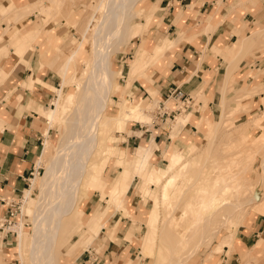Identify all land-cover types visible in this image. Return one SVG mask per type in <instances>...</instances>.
I'll list each match as a JSON object with an SVG mask.
<instances>
[{
	"label": "crops",
	"instance_id": "1",
	"mask_svg": "<svg viewBox=\"0 0 264 264\" xmlns=\"http://www.w3.org/2000/svg\"><path fill=\"white\" fill-rule=\"evenodd\" d=\"M38 2L44 3L45 1L0 0V8L9 5L19 8L30 7ZM59 3L57 1L56 5H53L52 12ZM144 4L149 5L148 12L154 7L156 11L152 16L139 19L135 28L136 36L133 30L131 32V38L135 36V39H140L131 63L140 59L141 55H137V50L141 48L144 37H146L145 44L159 45V48L168 39L175 43L172 51H166L168 53L165 54V52L162 59L164 54L159 55L155 63L145 67L151 68L149 73H145L142 78L132 82L135 76L137 77V74L145 69L140 68L136 75L130 77L132 84L126 93H134L135 96L127 101L133 105L136 104V108L138 107L140 111L141 96L149 94V98H154L150 92H156L157 99L161 100L159 103H166L170 92L178 89L191 99L189 108L184 113L189 117L188 122L178 129L179 132L175 137L170 130L160 131L152 136V131L148 127L144 129L139 126L142 130L132 129L133 134L136 132L141 134L128 137V145L136 143L140 145L141 142L146 141L153 148L154 161L158 162L164 158L167 162L168 172L162 182L156 181L159 179L156 173L161 168L154 167L153 161H150L145 173L149 183H153L151 185L158 183L154 206L149 214L147 213L146 216L143 214L138 218L139 211L144 204L140 197L133 195V181L136 177L140 179L136 190L138 194L148 185L144 183L143 177L134 175V180L130 177L132 183L126 187L125 176L127 174L125 173L107 194L109 201L113 192H117L121 209L118 210L113 205L107 226L102 228L100 220V229H102L100 231L98 228L100 233L97 231L99 235L94 240L95 248L82 250L74 258L72 264H142L141 252L138 257L136 256L139 249L137 240L141 223L134 219L148 223L150 214L156 209L161 210V204L157 201L160 186L183 163L181 158L185 160L184 153L191 150L195 143L202 142L204 131L201 130L206 122H214L219 117L221 101L233 98L234 92L223 95L225 84L233 79V90L237 92L244 88L250 93L264 83V37H255L258 32L264 30V0H144ZM52 23L54 24L52 13L33 12L15 22L14 27L8 33V39L15 27L18 31L44 27L43 29L52 35L53 46H59L66 39L68 30L55 27L57 25L53 26ZM7 26V20L0 18V33ZM2 41L6 42L0 35V43ZM51 49L53 47L28 50L24 54L21 49H17L23 54L20 56L10 48L6 56H0V70L5 73L4 79L0 82V218L7 216L12 206L29 192L30 189L27 187L30 177L36 172L37 163L45 148V141L49 138L51 129L46 127L48 123L45 122L49 113L47 109L52 106L56 98V89L61 88L62 82V78L50 67L52 58L48 53ZM233 51L238 53L233 56L231 55ZM144 54L146 56V53ZM124 58L122 57L121 61ZM117 67L121 69V65ZM127 77L129 79V74ZM121 89L122 86L118 92ZM198 96L201 100L195 104ZM262 100H264L262 92L244 100L243 103L251 107L248 112L250 116L264 109ZM232 105L235 104L232 103ZM149 106L150 104L147 107ZM113 110L118 111L119 107L116 106ZM132 115L129 114L123 119L118 118L116 129L118 124L128 122ZM245 117L246 114L240 116L242 119ZM203 119L206 120L204 123H202ZM109 138L111 139L110 136ZM111 149L108 146L109 152ZM183 149L186 151H182ZM146 154L147 150L141 148L132 172H137L141 168ZM191 160H186V162L192 163ZM152 169L155 172H152ZM121 170L119 168L116 175L122 172ZM100 179L104 190L107 183L103 181V176ZM177 185L178 182L175 189ZM126 195L130 199L129 206H125L124 196ZM146 198L148 197L144 199ZM91 202L86 205L89 213L97 209L101 211L100 214L111 211H105L106 206L100 208L98 201L92 200ZM109 202L114 204V201ZM146 217L148 218L144 219ZM22 224L17 232L19 239ZM249 225L246 227L245 220L242 227L238 229L235 235L236 248L230 255H227V249L224 250V254L221 255V264H264V216L257 218ZM6 239L12 242V245L8 246L6 242L0 240L1 252L2 255L10 256L11 250L14 249L12 246L17 241L14 243L12 238L7 237ZM244 255L247 257L251 255V257L244 258ZM8 258L12 260L15 256ZM214 263L220 264L217 260H214Z\"/></svg>",
	"mask_w": 264,
	"mask_h": 264
},
{
	"label": "rangeland",
	"instance_id": "2",
	"mask_svg": "<svg viewBox=\"0 0 264 264\" xmlns=\"http://www.w3.org/2000/svg\"><path fill=\"white\" fill-rule=\"evenodd\" d=\"M43 1H47V2L44 3L38 2L37 4H34L27 8L26 7L19 8L15 5L2 7L0 8V18L6 19L9 25L10 20L6 17V15L9 14L11 11L13 13H15V11L19 12V13L16 12L15 14L22 15L21 18L27 16L32 12L49 13L51 9H47V6H51L53 10L54 8L53 5H56L57 3L53 1H58L60 2L59 3L60 5L58 4L59 7L57 5V8H55V10L50 13H52L54 24L57 25L55 26L52 23L53 26L65 28V30H68L67 31L68 35L66 36L64 42H61V45L56 46L58 50L55 52L56 50L55 46H53L52 42L49 41L51 40L52 35L51 33L47 32L45 29H43L44 27H36L35 30L23 29L21 31H18L17 28L15 27L14 31H12V33L10 34L11 35L10 39L6 38L7 40L6 42L2 41L0 43L1 57L6 56L10 48L14 49V51L18 55L22 56L25 53V51L28 50L34 51L35 49H39V48L46 49V47L49 48L53 47V49H51V51L48 54H50V57L53 58L51 61L54 60L53 61L54 63L57 62L58 56L62 57L63 56L62 54L65 55V53L70 51L69 48L71 47L70 44L75 43L76 39L74 38V36H76V38L79 36L80 28L84 24L86 20V16L88 15L87 10H89L92 7L93 2L95 0H51L52 2L50 0H43ZM49 2L53 4H50ZM133 2L134 0L132 1L133 7L130 11L131 13L129 15L130 21L128 22L129 32L127 38L123 40L124 44L119 45V47L118 45H115V47H118L117 49L115 48L109 49L110 50L109 52L111 54L110 61L112 63L111 68L113 71H115V80L119 86L118 90L121 88V86L122 89L120 90V92L111 93L109 95L110 96L109 110L106 112L105 116L107 121H110L112 118H115L113 116L119 113L121 106H123L124 104L128 107V110L125 113H127L128 115L129 114H133V115L131 116L128 122L118 124L117 129L112 130L111 126H107V129L111 133L110 134L111 139L109 138L107 139L108 141L106 140V145L110 146L112 149L111 152H109L107 149H104L102 151V153L106 154L105 158L107 157V162H108L104 171H102V175H101V177L103 176V181L107 183L106 188L103 190L100 179L101 177H99V175L97 177L95 176L92 177L91 181L89 182V185H90V189L93 192L92 193L90 192L84 197L83 196L80 197L78 203L79 204L84 203L81 212H79L81 207L79 206L77 208L78 210L72 214L78 216L77 220H72L70 217L69 223H67L68 218H65L64 219L65 221L63 220L64 222L61 223L56 240V244L58 247L55 255L56 264H65V263L72 264L74 258L78 256L82 252V250H89L91 247H94L95 244L94 240L96 239V236L99 235L103 227L107 226L108 218L111 216L113 211L111 209H113L114 207L118 210L121 209V203L118 201L119 197L117 196V199L114 198L116 201L114 199H110L109 201H111V203L114 200V204H110V202L107 200L108 198L107 194L112 190L115 184L120 179H122L125 173L127 174L125 176L126 187L132 183L130 177H132V180H134V175H138L144 178L145 180L144 183H146L148 186L146 188L143 186L144 188L142 189L141 193L138 194L136 190L139 186L140 179L136 177L135 181H133L134 184L132 187V192L133 195H137V197H140L142 203L144 204V206H142L141 210L139 211L138 218L142 217L143 214L144 216H146L147 213L149 214V212L152 210V207L154 206V198L158 190V183L151 185L153 183L151 184L149 183V180L146 179L145 173L147 172V168L150 161H153L152 164L154 165V167L157 166L161 168L158 170V173H156V176L159 178L156 181L162 182L165 179V176L167 175L168 172V167L166 165L167 162L165 161L164 158L163 160L161 159L158 160V162L154 161L155 157H153V148H151V145L148 142L143 141L140 143V145L139 143L128 145L127 139L132 135L141 134L138 132H136L135 134L132 133V129L142 130L140 129L139 126H142L144 129L146 127L151 129L152 136H155L156 134L160 133V131L170 130L172 132L173 137H175L179 132L178 129L179 128L181 129L180 125L178 124L179 121L182 118H186V117L189 118L188 116H186V114L182 113V115H178L177 118L173 121L161 122L158 116V112H159L158 106L161 100L157 99L156 92H150L154 96V98H149V94L146 96H141L142 107L140 111H136L139 110L136 108V104L133 105L127 101V100L129 101L132 100L133 96H135L134 93H128V94L126 93V91L131 86L132 82L138 80L139 78H142L145 73H149L151 71V68L150 67L145 68V67L149 64L155 63L158 56L159 55L162 56L166 52V51L159 52V45L154 46L151 44L150 45L145 44L146 37H144V41L141 48L137 50V55H141L140 59L136 62L131 63L132 60L134 59V52L138 48V44L140 42L139 38L135 39L136 36L135 28L137 26L136 23L139 22V19L152 16L156 11L154 7L148 12L149 5H145L144 0H136L134 3ZM46 3L47 6L45 7L47 11H45L46 9L43 8L44 5H46ZM38 4H40L41 6ZM41 7L42 10L41 9L39 10L38 8ZM23 14L25 16H23ZM13 27L14 26H12L10 29H5V32L8 34ZM132 30L134 31L135 34L134 38H131ZM2 33L3 32H1L0 35ZM255 37H264V30L262 32H258ZM144 44L146 46H144ZM67 45L69 46L67 47ZM66 48H68L69 50L67 51ZM17 49H21L23 51V54L21 51L19 52ZM83 49L87 54L91 52V47L89 44H85ZM144 53H146V56ZM167 53L168 52H166L165 54ZM237 53L238 52L233 51L231 55L234 56ZM54 54L57 57H55ZM165 54L161 57V59L165 56ZM42 57H43V53H42ZM122 57H125L123 61H121ZM50 64H52V62H50ZM118 65H121V69L117 67ZM140 68H145V69L141 73L137 74V77L135 76V78L131 82L130 77L132 78L134 75H136V72ZM75 69L77 74H79L80 71L82 70V65L78 61L76 62ZM128 74H129V79L127 77ZM4 77H5V73L0 70V82L4 79ZM63 80L64 78L62 77V82ZM233 84H234V80L233 79H231V81L229 80V82L225 84L226 85L225 89L223 88L224 92L222 91L223 95H226V93L234 92L235 94L233 95V98L226 101L223 99L221 101L219 117L216 118L214 122L213 121L206 122V125L201 130L204 131V137L202 142H200L199 144L195 143V145L191 150L187 151V153H184L186 155V157H184L185 160L181 158L182 162H186V160H191L192 158L191 162L193 166L196 168V170L190 173L187 179H181L178 182L176 189L171 194L169 201L166 204H162L160 206L162 213L159 219L160 221L158 222H160L161 225L159 230L157 231V234L153 237L152 240H147L146 238L148 234V223H146L145 221H141L139 219H134L141 223L140 228L138 230L139 239L137 240L138 243L137 246L139 247V249L136 252V256L138 257L141 252L142 264H175L177 259L180 258V256H182L177 252L161 249V247L163 248V245L167 244L165 242V237L169 231L168 227L170 226L172 228L174 226L173 220L171 218L173 217L176 209L180 206V202H181L180 199L183 192L187 188H190L192 184L196 183L200 179L198 175L202 171H199L198 168L202 167L204 163L205 164L208 163V165H210L211 167L214 165L219 166V161L222 162L224 161V159L226 160L229 158H234V159L236 158L237 160L240 157L241 158V159L239 158L240 162H243L241 160L244 159L246 160L245 157L250 158L249 155L252 156V154H257L259 150L258 145L260 143H264V109L259 110L254 115L250 116L248 112L251 107L243 103L244 100L247 98L253 97L254 95H258L261 92L264 93V83L257 86V88L250 93L247 92V90H245L244 88L236 92L232 88ZM74 90H75L74 86L68 85V87H66L63 91V97L67 93L73 92ZM55 93H56V98L53 100L52 106L47 109L49 110V113L45 118V120H47L45 122L48 123L46 127H48V129L50 128L51 131L49 134V138L45 141L44 146H46L47 142L50 143L51 150L49 154L44 157L43 164H41L42 157L41 159L39 158L36 167V172L34 173V176L30 177V181L27 187L30 190L25 197H21V199L18 201L20 211L22 209L23 216H22V221L19 215H17L14 220V226L12 229L16 231L15 233H16L17 243L12 246L14 249L11 250L10 256L4 254L2 255L1 252L2 243H0V261L3 264H23L22 256L20 254V247H21L20 245L22 243V240L21 237L19 239L17 236V232L20 230L21 226H19L18 223L22 222L24 224L23 225L24 230L27 233H32V218H33L32 208L34 207L36 200L38 199V195L40 194L41 180L43 179L44 176H46L45 173L46 172L48 173L49 170L48 168L50 167L51 164L50 159L53 157L54 149L58 145V141L59 138L61 137V134H65L68 132V128L65 123L66 120H62L61 117L57 120V122L54 125H52L50 122L53 117V114L55 113V110L58 109V104H57L59 101L58 89H56ZM200 100L201 99L198 96V98L195 100L194 103L197 104ZM119 103L121 104L118 105ZM232 103H234L236 107H233L235 105H232ZM262 103L264 105V100H262ZM149 104L150 106L147 107ZM167 105L169 109H177V107H180V104L178 102L173 101L172 99L168 101ZM116 106L119 107L118 111L113 110L116 109ZM59 111L61 116L64 117L65 116L64 110L62 108L61 109L59 108ZM242 114H246V117L243 119L240 118ZM251 119H253V122L250 123L246 122ZM204 121L206 120L203 119L202 123H204ZM245 122L249 125L246 124L245 126L244 124ZM46 132H48V130ZM141 148L142 150L145 151L147 150V154L144 157V162L141 168L137 172L136 171L132 172L135 169V163L139 158V151L141 150ZM186 149H183L182 151H186ZM261 155L263 157L258 158L259 156H257L256 159H254L251 163H239L238 165L239 167L244 165L249 166V169L247 170V172H245V174L249 177L246 179L248 181V187L242 189L243 192L241 195L242 198H246L250 196V194H253V192L257 189V187H259L260 184L262 183L261 180L262 174L257 169L262 165V162L264 161V150L261 152L260 156ZM224 165L225 164H223V166ZM119 168L122 169L121 170L122 172L116 175L117 170ZM242 171L244 172V170ZM152 172H155L154 169H152ZM209 175L213 176V172H210ZM150 188L152 193L150 192ZM141 195L143 197H141ZM145 197L148 198L144 199ZM124 199H125V206L126 205L129 206L130 199L128 198V196L127 195L124 196ZM92 200L96 202L98 201L99 204L101 205L100 208H104L106 206L105 211L106 210H111V211H106L105 213H102L103 217L102 214H100L101 211H99V209L95 210L93 213H89L88 207H86V205H89L88 203H92L91 202ZM113 205L115 206L113 207ZM145 210H148V212H144ZM118 212L121 213L120 211ZM79 216L81 217L79 218ZM262 216H264V209H262L261 207H255V208L250 207L241 221L240 228L242 227L245 220L247 222L246 227H248L250 223L252 224L257 218H261ZM147 218L148 217L144 219ZM100 220L102 225L101 229H100L101 227ZM165 222L166 224L164 225ZM167 224L169 226H167ZM98 228L100 229V231ZM97 231H99V233ZM225 233L226 232L223 231L219 236V238H217L209 248L204 246L199 250L197 254H194V256H192L190 260L184 262V264H213L214 260H217L221 264V255L224 254L225 249L222 250L221 252H217V254H215L213 251H217L221 243L219 241L221 240L222 236L225 235ZM194 241L196 242V240ZM194 241L190 243L189 250H192V248L196 245L197 242L195 243ZM28 246H29V242H28ZM231 247L232 249L229 247L228 249L229 251H227V255H230V253L235 250L236 239L234 245ZM160 249L161 252L162 250H164L162 254L159 252ZM66 251H71V253L67 254ZM13 256H15V258H13L12 260L8 258ZM243 257L246 258L247 256L244 255ZM248 257H251V255H249ZM159 261L161 263H159Z\"/></svg>",
	"mask_w": 264,
	"mask_h": 264
},
{
	"label": "bare ground",
	"instance_id": "3",
	"mask_svg": "<svg viewBox=\"0 0 264 264\" xmlns=\"http://www.w3.org/2000/svg\"><path fill=\"white\" fill-rule=\"evenodd\" d=\"M132 1L95 0L92 7L87 10L88 15L80 28L79 36L77 38L74 36L75 43H69L71 46L69 47L70 51L66 48L68 52H63L65 55L61 53L63 56H58L57 62L50 61L52 64L54 63L53 65L50 64L53 71L64 78L61 89H58V109L55 110L50 122L54 125L61 117L62 120H66L68 132L61 134L55 149L52 147L54 153L50 159L51 164L48 173L46 170V176L41 180L40 194L32 208V233H27L24 226H22L20 254L23 264H56L55 255L58 248L56 240L61 223L65 221V218H68L67 223H69L70 217L72 220H77L78 216L72 214L78 210L79 206H81L79 210L81 212L84 203H78L80 197L93 192L90 189L89 182L94 176L99 175L101 177L102 171L108 163L107 157L105 158L106 154L102 153L104 149L108 150L106 140L111 134L107 126H111L114 130L118 118L128 117V114L125 113L128 110L125 104L122 106L121 113L110 121L106 120L105 115L109 110V95L117 93L119 87L115 80V71L111 68L109 49H117L119 45L124 44L123 40L127 38L129 15L133 7ZM51 2L49 3L53 4ZM45 6H47V3L43 7L46 9ZM38 9L42 10V7ZM47 9H51L49 11L52 12L51 6H47ZM15 13L11 11L6 15L10 20L6 29H10L15 25V22L22 19V15ZM23 16L25 15L23 14ZM1 35L4 40L9 38L5 30ZM49 41L51 42V40ZM174 43V41L168 39L159 48V52L172 51ZM85 44H89L91 47L89 54L83 49ZM115 45H118V47H115ZM55 48L56 52L58 49L56 46ZM77 61L82 65L79 74L75 69ZM68 85L74 86L75 90L63 97V89ZM167 103L166 106H168ZM59 108L64 110V117L61 116ZM137 109L139 108L137 107ZM179 115H182V113ZM187 122L188 118L186 117L182 118L178 124L180 127H184ZM246 122H253V119ZM246 122L244 123L245 126ZM46 134L49 133L46 132ZM258 148L257 154H252V156L246 154L250 158L245 157L246 160H241L243 162H240V157L237 160L236 158H229L224 159L222 162L219 161V166L214 165L211 167L208 163H204L202 167L198 168L199 171H202L198 175L200 179L183 192L180 206L171 218L174 226L171 228L167 224L169 226V231L165 237L167 244H164L163 248L161 247V249L185 256H180L175 264H184L204 246L209 248L223 231L226 233L219 241L221 243L217 251L213 252L217 254V252L224 249L232 248L237 230L240 228L241 221L248 209L250 207L264 209V161L257 169L262 174V183L253 194L246 198L241 197L242 189L248 187L246 179L249 177L245 172H247L249 166L239 167L238 165L239 163H251L257 156H259L258 158L263 157L260 154L264 150V143H260ZM50 150L51 145L47 142L41 156V164H43V159L49 154ZM223 164L225 165L223 166ZM195 170L196 168L189 162H183L179 165L160 186L158 204H166L177 182L181 179H187L190 173ZM210 172H213V176L209 175ZM117 196L115 191L110 199H117ZM161 213V210L156 209L150 214L148 234L145 235L147 240H152L157 234L161 225L158 222ZM20 214L19 216L22 217V209ZM21 223L19 226H21ZM192 241L196 245L192 250H189ZM161 249L159 252L162 254L164 250L161 252ZM66 252L67 254L71 253V251ZM159 263L161 262L159 261ZM0 264L3 263L0 261Z\"/></svg>",
	"mask_w": 264,
	"mask_h": 264
},
{
	"label": "built area",
	"instance_id": "4",
	"mask_svg": "<svg viewBox=\"0 0 264 264\" xmlns=\"http://www.w3.org/2000/svg\"><path fill=\"white\" fill-rule=\"evenodd\" d=\"M169 99H172L175 102L180 104V107L177 109H169L166 106V103H160L158 108V116L161 122L173 121L177 115L180 113H185L186 110L189 108L190 104V97L183 95V93L175 89L170 92L169 97H167V102ZM13 208L9 210L8 215L5 217L0 218V239L2 242H6V245H12V242H8L6 239L7 237L12 238L13 242H16V233L13 231L14 220L17 215H21L19 203H15Z\"/></svg>",
	"mask_w": 264,
	"mask_h": 264
}]
</instances>
